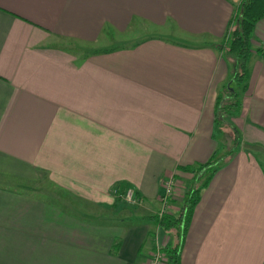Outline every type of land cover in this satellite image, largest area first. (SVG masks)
Wrapping results in <instances>:
<instances>
[{"label":"crops","instance_id":"crops-1","mask_svg":"<svg viewBox=\"0 0 264 264\" xmlns=\"http://www.w3.org/2000/svg\"><path fill=\"white\" fill-rule=\"evenodd\" d=\"M241 1L0 0V158L44 175L0 178V264H147L157 246L178 264H264V19L245 89L221 46ZM214 153L166 235L147 220L162 182L181 215L203 172L179 169Z\"/></svg>","mask_w":264,"mask_h":264},{"label":"trees","instance_id":"trees-1","mask_svg":"<svg viewBox=\"0 0 264 264\" xmlns=\"http://www.w3.org/2000/svg\"><path fill=\"white\" fill-rule=\"evenodd\" d=\"M264 19V0H242L238 6L236 16L231 21L228 26V31L221 43L222 49L230 55L237 58V74L234 77V82L236 85L240 86L242 89L246 88L247 81V61L251 56V39L254 28L258 22ZM233 23H235L234 29L230 31ZM231 104V105H230ZM229 106H224V109L229 107L232 111L240 107L239 101L230 102ZM233 113V112H232ZM236 113V112H234ZM234 115V114H232ZM235 116V115H234ZM231 117V112H230ZM220 122H215L216 129L219 127ZM236 142V139H234ZM217 155L210 158L207 164L203 166L186 167L180 168L179 171H185L187 173L193 174L194 178L199 176L201 172L202 175L199 177L200 185L191 191L186 204V208L181 215L172 216L166 214L165 216L158 217L157 215L150 216L147 220L151 221L156 227L162 229L166 235L170 236L172 231L177 234L182 235L181 230H185L190 213L192 209L198 202L199 194L201 190L207 185L211 176L216 171ZM201 180V181H200ZM180 230V231H179ZM164 255L166 256V261L168 264H178L177 250L176 247H164L162 249Z\"/></svg>","mask_w":264,"mask_h":264},{"label":"rangeland","instance_id":"rangeland-1","mask_svg":"<svg viewBox=\"0 0 264 264\" xmlns=\"http://www.w3.org/2000/svg\"><path fill=\"white\" fill-rule=\"evenodd\" d=\"M148 29H150L151 30V27H149V25L148 26H143V25H139L138 27H136V29H135V27L133 28V30L131 31V32H136V33H144V32H146V33H149L148 32ZM230 31H232L231 29H230ZM107 32V31H106ZM152 32H154V35L155 36H164L165 38H167L168 40L169 39H173V40H176V39H178V37L177 36H172L171 34H169V35H166L165 33H162L161 31H156V30H154V31H152ZM175 33V32H174ZM111 35V31H108L106 34H105V36L106 37H108L109 35ZM167 36V37H166ZM169 37V38H168ZM73 47V46H72ZM96 47H97V44H90V45H82V46H80V47H76L75 48V46L73 47L74 49H77V50H80V51H87V50H89V51H92L93 49H96ZM264 48V47H263ZM226 126V128H227V130H229V131H231V128L229 127V125L227 126V125H225ZM224 126V127H225ZM233 135V134H232ZM233 137V136H232ZM236 145H235V141H234V137L232 138V144H231V147H235ZM230 149H232V148H230ZM230 149H228V150H230ZM22 176H25V177H42V176H44V175H42L41 173H39V172H32V170L30 171V170H24V169H22V168H17L16 166H14L13 164H11V163H9V162H7L6 160H4V159H2V158H0V178H11V177H22ZM174 175H172V176H170V177H173ZM198 187V185H196V187L195 188H197ZM194 188V189H195ZM131 189V188H130ZM174 189H175V185H174ZM162 194H163V190H162V192H161V194H160V198H159V202H160V208H159V211L156 213V215L158 216V214H159V212L160 211H162V202H161V196H162ZM136 200V199H135ZM125 202V201H124ZM127 205H134V204H136V201H134V203L133 204H130V203H127V202H125ZM168 209H169V207H168ZM167 209V210H168ZM168 212V211H167ZM168 214V213H167ZM166 214H164L163 216H165ZM159 217V216H158Z\"/></svg>","mask_w":264,"mask_h":264},{"label":"built area","instance_id":"built-area-1","mask_svg":"<svg viewBox=\"0 0 264 264\" xmlns=\"http://www.w3.org/2000/svg\"><path fill=\"white\" fill-rule=\"evenodd\" d=\"M174 185L175 178L169 177L162 182V190L163 194L161 196L162 202V211L159 212L158 216L162 217L164 214H167L168 207L170 205V200L174 196ZM136 199L135 192L133 189H127L124 192L123 200L127 203L133 204ZM166 262V256L164 255L161 247H156L154 251H152L149 261L147 264H163Z\"/></svg>","mask_w":264,"mask_h":264}]
</instances>
